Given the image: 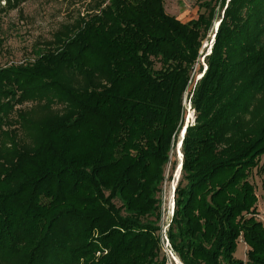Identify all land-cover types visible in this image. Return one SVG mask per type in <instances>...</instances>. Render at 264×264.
<instances>
[{
  "label": "trees",
  "instance_id": "16d2710c",
  "mask_svg": "<svg viewBox=\"0 0 264 264\" xmlns=\"http://www.w3.org/2000/svg\"><path fill=\"white\" fill-rule=\"evenodd\" d=\"M83 1L33 60L0 67V264L166 261L162 185L219 0L188 21L164 0ZM218 21L167 235L185 264H264V0Z\"/></svg>",
  "mask_w": 264,
  "mask_h": 264
},
{
  "label": "rangeland",
  "instance_id": "374dc122",
  "mask_svg": "<svg viewBox=\"0 0 264 264\" xmlns=\"http://www.w3.org/2000/svg\"><path fill=\"white\" fill-rule=\"evenodd\" d=\"M203 1L164 0L167 12L183 21L195 18L199 10L203 11L205 8L200 7V3ZM227 2L228 0L218 1L213 25L203 41L199 62L194 67L192 81L184 97L187 118L192 106L191 97L195 82L202 75L200 70L204 72L207 68L205 55L212 50L215 38L214 33L219 26L218 20L224 15ZM85 4L83 0H25L18 7L10 8L5 0H0V67L33 60L35 50L45 47L47 42L53 38L54 32L62 28V25L73 23L79 14L84 12ZM26 105L30 106L31 104ZM193 120L194 118L191 119V121ZM178 142H180V139ZM178 144L172 151L170 163L167 165L161 193V245L166 257L165 264H185L173 251L167 235V229L172 217L171 209L175 203L172 191L178 182V176L176 175L180 162ZM263 161L264 155L260 160L259 166ZM257 171V168L252 170L250 179L255 184L258 196L256 217L264 222V174ZM172 199L174 200L173 202ZM166 238L169 241V246ZM170 249L174 253L176 260L169 253ZM248 249L249 246L241 238L236 245V258L246 261ZM99 254L98 252L97 255Z\"/></svg>",
  "mask_w": 264,
  "mask_h": 264
},
{
  "label": "bare ground",
  "instance_id": "6f19581e",
  "mask_svg": "<svg viewBox=\"0 0 264 264\" xmlns=\"http://www.w3.org/2000/svg\"><path fill=\"white\" fill-rule=\"evenodd\" d=\"M218 25H219V23H218ZM210 53V52H209ZM195 117V115H194V110L192 109V106H191V108H190V110H189V114H188V118H187V125L188 124H190L191 123V119H193ZM185 131H186V126H185ZM185 131L183 132V135H185ZM184 137V136H183ZM182 136H181V138H180V142H179V144H178V147H179V156H180V162H179V165H178V169H177V176L179 177L180 176V173H181V167H182V164H181V161L183 160V155H182V151H181V145H182ZM181 164V165H180ZM174 186H175V184H174ZM174 189V188H173ZM174 191V190H173ZM173 191H172V193H173ZM174 200L172 199V202H173ZM172 210V209H171Z\"/></svg>",
  "mask_w": 264,
  "mask_h": 264
},
{
  "label": "water",
  "instance_id": "95a60500",
  "mask_svg": "<svg viewBox=\"0 0 264 264\" xmlns=\"http://www.w3.org/2000/svg\"><path fill=\"white\" fill-rule=\"evenodd\" d=\"M216 31H217V29H216ZM202 76V75H201ZM200 78V77H199ZM193 121H191V123H192ZM185 126L187 127L188 125H187V123H185ZM185 126L182 128V131H181V133H180V135L182 136V139H183V132L185 131ZM182 141V140H181ZM179 143V142H178ZM181 164H182V161H181ZM180 164V165H181ZM179 178V177H178ZM175 188L176 187H174V191H173V193H175ZM174 206H175V203L173 204V206H172V214H173V212H174Z\"/></svg>",
  "mask_w": 264,
  "mask_h": 264
},
{
  "label": "built area",
  "instance_id": "2783aa9c",
  "mask_svg": "<svg viewBox=\"0 0 264 264\" xmlns=\"http://www.w3.org/2000/svg\"><path fill=\"white\" fill-rule=\"evenodd\" d=\"M166 240H167V244H168V246H169V241H168V239L166 238ZM169 253L174 257V259L176 260V258H175V256H174V253L172 252V250L170 249L169 250Z\"/></svg>",
  "mask_w": 264,
  "mask_h": 264
}]
</instances>
